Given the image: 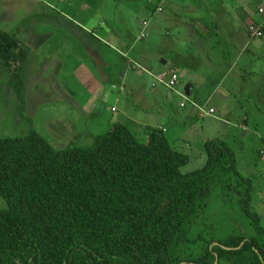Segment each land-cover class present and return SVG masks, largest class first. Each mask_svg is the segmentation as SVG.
<instances>
[{"label":"trees","instance_id":"16d2710c","mask_svg":"<svg viewBox=\"0 0 264 264\" xmlns=\"http://www.w3.org/2000/svg\"><path fill=\"white\" fill-rule=\"evenodd\" d=\"M27 59L22 41L0 29L21 113ZM204 148L205 165L183 173L189 155L160 128L140 142L117 124L91 146L61 150L35 130L0 136V264H264L252 179L229 142ZM217 193L245 217L241 227L229 220L237 214H207Z\"/></svg>","mask_w":264,"mask_h":264},{"label":"rangeland","instance_id":"374dc122","mask_svg":"<svg viewBox=\"0 0 264 264\" xmlns=\"http://www.w3.org/2000/svg\"><path fill=\"white\" fill-rule=\"evenodd\" d=\"M169 1L0 0V29L19 38L28 53L23 81L24 113L20 112L16 89L0 61V136H22L35 130L61 150L91 146L96 136L105 134L117 124L127 125L140 142H146L150 127L166 124L169 131L165 135L172 147L190 157L188 164L181 168L183 173L205 165L207 140H225L237 153L240 172L253 181V205L262 214L264 226V100L260 108L256 107L259 102L253 97L247 99L248 106L239 104H245L242 101L244 89L257 88L260 84L264 92V38L247 39L249 50L245 53V61L250 63L249 73L241 78L239 67L233 66L232 74L221 89L225 92L232 86L235 88L233 96L239 101L231 99L220 104L211 100L208 106L220 104L216 105L217 113L204 117L198 109L194 111L192 102L198 99L200 105L206 106L209 99L212 86H209L211 81L206 68L225 74L234 56L232 47L235 44L223 43L217 46V51L198 46L176 53L168 50L161 43L166 26L159 24V28H151L149 20H157L159 15L150 14L152 11L163 13ZM113 3H117L116 6ZM161 4L163 10L159 12ZM113 15L116 23L112 21ZM102 18L110 27V33L107 26H102L105 29L98 26ZM77 26L83 34L97 33L108 41L98 51L105 65H100L84 46ZM143 32L148 35L142 37ZM130 45L132 48L128 50ZM144 49L150 51L151 60L158 61V57L166 60V68L156 65L155 69H150L138 64L141 61L136 60L138 52L134 50ZM208 55L214 59L209 63L205 59ZM193 56L199 62L193 60ZM185 58L192 67L189 74L182 66H175ZM173 67L177 70H172ZM165 69L169 70L163 78L165 81L173 71L183 72L181 76L178 74V89L186 96L185 100L151 77V73L157 76ZM121 72L128 74L125 80ZM153 83L158 85L157 94L152 92ZM188 85H194L192 95H186ZM136 88L142 92L138 94ZM181 102L186 108L180 107ZM245 109L250 114L249 121ZM194 112L198 117L188 119ZM246 123L249 124L245 127ZM7 207V201L0 196V211ZM207 212L212 218L237 214L239 216L229 220L232 224L239 223L238 227L245 218L239 209L224 206L219 193L211 199Z\"/></svg>","mask_w":264,"mask_h":264},{"label":"crops","instance_id":"0c3cea01","mask_svg":"<svg viewBox=\"0 0 264 264\" xmlns=\"http://www.w3.org/2000/svg\"><path fill=\"white\" fill-rule=\"evenodd\" d=\"M129 1L130 0H128V2ZM116 4L117 3H113V6H116ZM155 6L153 5V9ZM260 8H264V0H171L165 4L163 13L158 14L155 11H152L151 13L150 11L151 13L150 15L157 14L159 16L157 20H155L154 22H151L149 20V25H151V28H155V29L159 28L158 27L159 24L161 26H166L165 29L166 35L163 38L164 40L162 39L161 43L164 44V46L168 50L174 53L178 52V50L180 49L185 50L187 48L188 50H190L193 46H198L199 49L203 47H209V49L216 50L217 46L218 45L220 46L223 43L235 44L233 45L234 47H232L233 49L232 54H234V56L231 57L232 61H230L228 65L229 68L225 72V74H221L220 71L218 72L217 69L206 68V73L209 74L210 77L209 80L212 83L211 84L209 82L210 83L209 86L211 85L212 87L209 92V99L208 101H206L205 105L208 106V103H210L211 100L223 104L227 100H231V99H234L235 101L237 100L239 101L238 98H235V96H233V92H235V88H233L232 86L228 87L225 92H221V89L224 87L229 74L230 75L232 74L233 66L239 67L241 78H243V75L249 73L248 65L250 63L248 61H245L246 58L245 53L248 52L249 50L248 49L249 43L247 39H251L252 37H250L248 34V27L253 22L260 23L264 20V15L262 16L259 14ZM111 18L112 21L116 23L117 18L115 17V15H113V17ZM104 21L105 20H103L102 18V20L98 23V26H103V25L104 27L107 26L108 24L105 23ZM76 22L79 23V21ZM79 25L81 26L82 24L79 23ZM115 25L117 26V24ZM78 31L80 36H82V38L80 39L84 44V46L90 50V53L94 54L95 56L94 59L96 58L95 60L98 61L100 65L101 64L105 65L106 62L104 61L103 57L100 55L98 51L102 45L108 44L107 43L108 41L104 37L98 35L97 33L94 34L93 33L94 31H91L90 33L93 34H89V35L83 34L79 27H78ZM107 32L110 33V28H108ZM262 38H264V36L258 39H262ZM130 44L132 43L130 42ZM237 44H240L241 47H238ZM130 47L132 48V45L128 47V50H130ZM139 51L142 52L139 53ZM135 52L139 53V54L138 53L135 54L136 60L142 62L138 64H142L150 69H155L156 65L163 69L166 68L168 64L166 60L164 59L161 60L160 57H158L159 58L158 61L151 60V58L149 57L151 54L149 53L150 51H148V49L134 50V53ZM191 58L199 62V59L196 58L195 56ZM205 59H207L208 63L211 60H214L209 55ZM185 60L186 58L182 59L183 63L181 61H178V64H176L175 66L176 67L182 66L184 69L188 70V74H189L190 72L189 69L191 66L188 65ZM171 69L177 70L174 67ZM167 70L168 69H165V71L160 70L157 73L159 76L158 75L156 76L155 74L151 73V77H154L157 82L158 79H163L167 75L166 73L169 71ZM182 73H178V74L181 76ZM127 76L128 74L126 72H121L122 80H125ZM104 80L107 79L104 78ZM155 85H156L155 83L152 84V92L154 94H157L158 85L156 86ZM258 85H259L258 87L255 86L257 88L244 89L245 93L243 95L244 99L242 101H245V104L247 105H245L242 102H239V104H241V107L248 106L249 101H247V99L252 97L255 98L256 102L257 101L259 102V104H256L257 108H260V106L263 105V103H261L262 100H264V92H261L263 90V87L260 84ZM188 86L190 90V93L188 95H192L194 90V85H188ZM135 91L138 94L142 92L137 88L135 89ZM177 91L180 92L178 89V84H177ZM170 92H174V91L171 90ZM174 94L179 95L176 92H174ZM182 99L184 98L182 97ZM182 103L183 102H181V104ZM181 104H180L181 108H186V105L182 107ZM192 104H193V109L196 112L198 109L196 106L207 108L206 106L200 105L198 103V99L194 100ZM220 104H216V105L219 106ZM216 105L208 106V108L215 109L216 111L215 114L217 113L218 110V107ZM227 106H229V104ZM196 112L190 115L188 119H192V117H196V116L198 117ZM229 112H227L226 114H228ZM244 114L247 115L248 117L247 120L249 121L250 114L246 109L244 110ZM248 124L249 123H246L245 127ZM154 128H160L165 133L169 131L168 126L166 124L155 126ZM262 133L263 131L261 132V134Z\"/></svg>","mask_w":264,"mask_h":264},{"label":"built area","instance_id":"2783aa9c","mask_svg":"<svg viewBox=\"0 0 264 264\" xmlns=\"http://www.w3.org/2000/svg\"><path fill=\"white\" fill-rule=\"evenodd\" d=\"M158 7H160V11L161 12L163 10V5H159ZM259 14L260 15H264V8H260L259 9ZM147 23H145V27H147ZM248 34L250 37L252 38H261L264 36V20L260 23H257V22H253L252 24L249 25L248 27ZM147 36V33L146 32H143L142 34V37H146ZM164 80V79H163ZM162 79H158L159 82H163L166 87L176 93H178L181 97H183L184 99H186V96L183 95L182 93L178 92L177 91V84H178V81H179V76L176 72H172L169 76V79L167 81H163ZM182 107L185 106V103H182L181 104ZM196 106V105H195ZM199 111L201 112L202 116H213L215 114V109L214 108H205V107H198L196 106Z\"/></svg>","mask_w":264,"mask_h":264},{"label":"water","instance_id":"95a60500","mask_svg":"<svg viewBox=\"0 0 264 264\" xmlns=\"http://www.w3.org/2000/svg\"><path fill=\"white\" fill-rule=\"evenodd\" d=\"M186 92H187V94L190 93L189 86L186 87Z\"/></svg>","mask_w":264,"mask_h":264}]
</instances>
